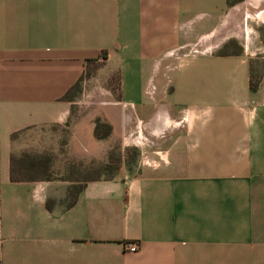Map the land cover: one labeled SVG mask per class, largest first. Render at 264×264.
<instances>
[{
    "label": "crops",
    "instance_id": "crops-1",
    "mask_svg": "<svg viewBox=\"0 0 264 264\" xmlns=\"http://www.w3.org/2000/svg\"><path fill=\"white\" fill-rule=\"evenodd\" d=\"M255 1L0 0V264H264V41L245 29L219 52ZM78 80L95 89L65 98ZM113 146L117 168L90 178ZM23 153L51 176L12 180Z\"/></svg>",
    "mask_w": 264,
    "mask_h": 264
},
{
    "label": "rangeland",
    "instance_id": "rangeland-1",
    "mask_svg": "<svg viewBox=\"0 0 264 264\" xmlns=\"http://www.w3.org/2000/svg\"><path fill=\"white\" fill-rule=\"evenodd\" d=\"M257 2V0L255 1ZM231 22L233 23V27H234V32L236 34V36L230 38L228 40V43H226V47L224 49V51L227 52H235L238 51L240 48V43L242 40V38L246 35L245 33V29L248 30V34L249 36H254L256 37L257 40H259L261 38L262 41H264V0H261V2L256 5L253 6L249 3H241V7L239 9H235V11H233L231 13ZM259 33V35H258ZM253 61V65L255 68H257L259 66L260 63V59L258 57L252 59ZM92 68H94L92 66ZM98 69V67H95L94 70L92 71V74L90 75L91 77V81H93L94 79H96L97 81H106V86L108 87V89H110L112 91V94L114 96L117 95L118 93V89H117V84H118V73L117 71H112V72H105L103 70V72H98L96 73V70ZM95 72V73H94ZM98 85V83L96 84ZM83 87V88H82ZM92 89H95L92 87V85L90 86H85L84 89V85L82 84V82H79V89L75 92L74 96L77 97H82V92L85 91H90ZM96 89H98V87H96ZM100 89V88H99ZM76 116V115H74ZM74 118V117H73ZM104 122H99L98 123V130L99 131H103L105 130V125L103 124ZM44 129L42 130V137H41V141L38 142V144H40L41 142L44 143V148L43 150L48 151V149H50V143H52L54 141V136H51V134L53 133H60V140L63 141V139L66 138H70L71 137L67 134H71L72 131L70 129H72V122L70 123H66L64 125H58V124H48L46 126L43 127ZM35 138H39V136L35 137ZM29 138H26V140L21 141L22 143H29V141H27ZM40 140V138H39ZM48 143V144H47ZM23 145V144H21ZM47 145V146H45ZM19 147V145H18ZM59 148V146H58ZM125 158L127 160H131L135 157L136 152L135 149L132 148L131 146L126 147L125 152L123 153ZM48 155V154H46ZM53 155L54 152H53ZM56 156V155H55ZM59 159H57L56 165L62 163V154L61 156L59 155ZM122 160V152L115 146H113V148L108 152L107 155V162H110L111 164L108 165V167L104 170V175H109L112 172V169L115 166H118L120 161ZM106 162V163H107ZM85 163H90L91 167L90 168H83L84 172L89 169L90 170V174H95L97 172V170H99V167H94V165H96V161H90V162H85ZM65 170L63 169H54V173L55 175L60 174V172H64ZM81 171V170H80ZM87 173V171L85 172ZM84 174V173H83Z\"/></svg>",
    "mask_w": 264,
    "mask_h": 264
},
{
    "label": "trees",
    "instance_id": "trees-1",
    "mask_svg": "<svg viewBox=\"0 0 264 264\" xmlns=\"http://www.w3.org/2000/svg\"><path fill=\"white\" fill-rule=\"evenodd\" d=\"M237 0H228V3H232ZM226 44L219 49L220 53H226L224 51ZM88 64H92L91 66L88 65L85 75H90L91 72L94 70L95 67H98L101 64V61H98L96 58H92ZM92 66L94 68H92ZM259 80V73L252 72L250 73L249 84L250 88L253 90L256 88ZM79 80L76 81L64 94L65 98H72L75 95V92L79 89ZM97 126V125H96ZM108 127L105 132H108L109 125L106 124ZM103 135V134H102ZM100 135V136H102ZM12 166H11V179L12 180H23V179H33V178H49L51 176L50 168H49V157L46 155L36 157L30 155L28 153H23L18 157H14L12 155ZM111 164L110 162L105 163L99 167V170L95 174H91L90 178H94L95 176L98 177L104 173V170ZM117 168L115 166L112 169V172ZM111 172V173H112ZM110 173V174H111ZM109 174V175H110ZM105 175V176H109ZM83 183H74L68 186V205L73 203L76 199L77 193L82 188Z\"/></svg>",
    "mask_w": 264,
    "mask_h": 264
},
{
    "label": "built area",
    "instance_id": "built-area-1",
    "mask_svg": "<svg viewBox=\"0 0 264 264\" xmlns=\"http://www.w3.org/2000/svg\"><path fill=\"white\" fill-rule=\"evenodd\" d=\"M124 247L127 250L134 251L138 248V245L136 242H125Z\"/></svg>",
    "mask_w": 264,
    "mask_h": 264
}]
</instances>
